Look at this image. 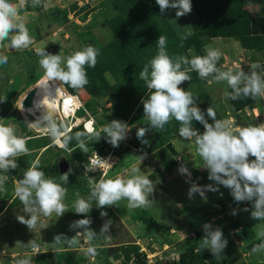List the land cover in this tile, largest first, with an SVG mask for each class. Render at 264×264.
Masks as SVG:
<instances>
[{"label": "rangeland", "instance_id": "374dc122", "mask_svg": "<svg viewBox=\"0 0 264 264\" xmlns=\"http://www.w3.org/2000/svg\"><path fill=\"white\" fill-rule=\"evenodd\" d=\"M12 2L18 4L19 0ZM52 4L54 7L45 11L42 6L33 7L28 0L26 6L20 10L33 40L28 49H12L7 40L1 46L6 53L0 55H6L8 63L0 65V96H7L6 102L0 103V123L5 126L14 125L18 136L31 137L27 140L31 154L17 158V169L8 173L0 172V175L9 177L5 184L6 191L0 192V264H16L19 259L29 257L32 264H264V258H258V255L252 257L251 254V248L261 242L258 236L248 244L243 240L242 228L250 226L254 229V235H257L261 227H264V221L257 223L250 218V211L242 210L245 207L251 210L250 202H242L225 214L215 215V202L225 195L233 199L229 189L220 186L217 192L207 191V199L201 198L199 194H195L192 199L188 198L190 183L186 182L188 178L185 175L178 172L181 164L191 172L192 182L201 186L214 182L208 179V171L202 167L194 141H184L179 137L180 125L175 119L170 120L163 131L149 130L144 137L148 143L142 144L136 138L135 131L139 127H147L149 122L144 114H138L139 110L134 111L125 120L131 129L128 138L121 142L118 148H113L102 136L97 142H88L87 154L76 147L77 142L74 139L70 142L69 149L75 151H66L53 145L48 136L28 127L18 111V105L24 101L28 91L36 86L41 75H44V70L39 65L40 57L36 52L38 48L66 58L92 45L99 49L100 54L96 66L86 67V70L102 73L110 85L118 82L133 90V96L136 95L134 89L137 86L135 76L138 67L131 62L135 57L133 55L127 60L128 56H123L128 54V39L132 40L136 35H123L117 7L112 6L109 0H52ZM61 11L67 12V21H64ZM119 38L127 40L118 41ZM204 41L203 37L197 42L199 44ZM157 53L158 48H155L152 58ZM222 60L225 59L221 57L219 61ZM247 64L246 62V66ZM244 71L248 72L249 68ZM53 82L63 91H68L62 82ZM190 85L193 84L184 82L180 87H191ZM73 94L79 96L82 102L76 116L86 121H94L96 130L99 131L113 119L121 120L112 107L109 94L99 93L95 96L86 89L75 90ZM221 97L220 93H215L212 98L221 100ZM249 102V108L259 105V110H264L263 102L258 103V100L252 98ZM196 103L205 112L209 106L213 107L210 101V105H207L205 100H197ZM213 108L216 111V119L226 120L228 115L224 111L221 113ZM243 113L244 120H251L250 114L246 115L245 111ZM240 115L243 116L242 113ZM206 119L212 123L210 118ZM245 124L258 125L255 122L252 124L251 121ZM193 127L201 133L204 131L199 122L193 121ZM83 130L84 125L75 126L73 134ZM155 135L158 140L152 145ZM136 142L138 148L134 146ZM103 150L105 153H102ZM93 151L102 159L98 160V163H105L103 160H107L111 167L98 169L100 173L97 174H93V171L85 174L84 165L89 163ZM143 153H147V157L139 165L135 156ZM36 161L39 162V169L45 173V178H51L67 188L64 203L68 205V212L61 217H57L55 213L50 217L41 216L40 220L47 228L41 229L38 224L30 231L16 219L17 215H25L28 218V214L23 213V205L15 196V182L22 179L24 171ZM133 165L139 166L142 173L156 184L154 195L150 196L153 200L151 206L129 209L128 202L124 199L116 205L98 209L93 203V208L88 214L92 220L91 229L99 234L102 225L108 220L111 222L110 239L99 237L90 242L97 247L98 255L94 258L84 253L89 242L83 233L78 237L79 244L73 248L63 244L54 246L52 243L55 235L63 233L71 238L77 232L83 231L69 230V225L84 218L82 214L74 212L72 205L78 198L87 199L90 193L89 178L99 181L106 172L105 179H115L117 176L127 179L130 177L124 170ZM69 168L72 173L69 175V183L65 184L59 177ZM233 209L237 211L235 216L231 215ZM101 211H106L107 216L101 217ZM141 216L143 221L140 220ZM205 223H211L214 228L220 227L228 240L227 247L219 257H215L206 249H200ZM31 240L39 245L38 253L27 245ZM56 247H59L60 251H55ZM260 253L264 256V252Z\"/></svg>", "mask_w": 264, "mask_h": 264}, {"label": "clouds", "instance_id": "9594fccd", "mask_svg": "<svg viewBox=\"0 0 264 264\" xmlns=\"http://www.w3.org/2000/svg\"><path fill=\"white\" fill-rule=\"evenodd\" d=\"M28 0H19L13 3L12 0H0V46L7 40L12 49H28L33 40L26 27L25 18L20 14ZM159 6L161 14L168 9H176L177 18L190 14L192 11V0H155ZM33 7L42 6L45 11L54 7L52 0H31ZM193 33L187 31L181 40L187 39ZM167 37L160 35L156 41L158 53L147 64H145L141 78L145 81L148 91L147 98L142 99L143 113L149 124L147 127H139L136 131V138L142 144H147L144 139L149 130L163 131L164 126L172 119L179 122L178 135L183 140L194 141L196 154L201 158L202 167L208 171V179L214 184L198 185L190 180L191 172L181 164L178 172L185 175L190 183L187 196L192 199L195 194L207 199V191L217 192L223 186L230 190L234 202H250L251 210L248 207L243 211H250V218L253 220L264 221V124L255 126L238 127L233 129L232 123L228 120L216 119V111L209 106L206 112L201 110L194 97L189 91L180 87L181 84L191 81L188 74L192 71L198 73L201 80L208 79V83L227 82L231 92H225L224 96L230 100H237L241 97H257L264 99V64L253 62L249 65V71L245 72L238 68L235 72L232 69L221 71L217 68V62L223 55L222 51L211 45L205 46V55L177 56L171 58L166 51ZM182 46V45H181ZM192 49H189L191 52ZM40 57L39 65L44 70V77L37 85L43 90V97L35 103V108L40 110V115L34 122H27L30 129L46 135L51 143L66 151L69 149L70 142L74 139L76 147L83 153H88V142L99 141L103 136L106 142L113 148H118L120 143L128 138L131 131L129 125L122 120L113 119L110 123L103 126L99 131L94 127V121L89 120L84 124L83 131H76L73 134V125L65 119H58L57 96L60 87L56 89L53 98L48 89L49 81H60L62 85H69L72 89L82 91L89 83L86 67L94 68L97 64L99 49L88 45L81 51H76L68 57L60 54H51L45 49H36ZM8 57L0 55V65H6ZM63 65V66H62ZM7 96H0V103L6 102ZM69 103L65 102L62 116H67L70 109ZM23 112V103L20 107ZM29 112H35L29 109ZM212 123L208 122V119ZM193 121L203 125L204 131L201 133L193 127ZM103 133V135H102ZM31 137L18 136L14 125L0 123V172L8 173L19 167L17 158L30 155L27 147V140ZM147 157V153L135 156L141 165ZM254 157V159H249ZM102 160L93 151L89 162L84 165L85 174L99 167L97 161ZM105 167H111L107 160ZM39 162L32 163L23 173V178L15 182V196L19 198L23 205L25 215H17L16 219L32 231L37 227L47 228V225L40 220V217H50L53 213L57 217L63 216L68 212V205L64 203L67 196V188L55 182L51 178H45V173L39 169ZM91 165V166H90ZM130 178L105 179L101 176L99 181L89 178L90 193L85 198H78L72 207L76 214H82L84 218L73 221L69 225V230L83 229L75 236L69 238L60 233L54 236L53 245H67L73 248L79 244L78 237L81 233L86 235L89 246L84 249L86 256L94 258L98 255L97 247L90 242L104 237L110 239L109 234L111 222L106 221L100 228L99 234L91 229L92 220L88 214L93 208V203L98 209H104L116 205L117 202L126 199L129 209L150 207L153 200L150 196L154 195L156 184L148 176L144 175L139 166L133 165L130 169L124 170ZM72 169L60 175V180L65 184L69 183V175ZM9 177L0 175V192L6 191L5 184ZM79 196V194H77ZM237 211L232 210L231 215L235 216ZM101 217L107 216L106 211H101ZM204 236L200 240V249H206L215 257L221 256L228 245L227 238L220 227H213L211 223L203 225ZM260 243L251 248L252 253L264 252V227L257 233ZM34 252L38 253L39 245L31 240L27 244ZM55 251H60L59 247ZM16 264H32L31 257L19 259Z\"/></svg>", "mask_w": 264, "mask_h": 264}, {"label": "trees", "instance_id": "16d2710c", "mask_svg": "<svg viewBox=\"0 0 264 264\" xmlns=\"http://www.w3.org/2000/svg\"><path fill=\"white\" fill-rule=\"evenodd\" d=\"M29 1L31 2V0ZM109 1L111 2L112 6L117 7L116 11L119 12L118 20L122 24L123 35H136V37H134L132 40L128 39V54L123 55L128 56L127 60H129L134 55L136 60V62L134 59L131 60V62L136 67H138L135 76L137 86L134 89L136 95L133 96V90L125 88L118 82L110 85L105 80L102 73L95 72L94 70H86L89 83L84 87V89L90 91L95 96L99 93L109 94L111 96L112 107L122 121L127 120L134 111L139 110V115L144 114L143 104L141 101L142 99L147 98L148 91L145 86V81L139 77V73L142 72L145 64H147L152 59L154 49L157 48L156 41L160 35L167 37L166 51L173 59L181 55L187 56L189 59H191L188 52L191 48L194 51L199 50V52H201L202 43L198 44L195 41V33H198L199 36H202L206 39L214 36H238L242 45L244 46H249L251 38H254L249 37L250 27L249 25L244 24L245 21H243L240 26L237 25L238 22L231 21L232 18L241 17L235 10L229 9L227 0H192L191 13H194L197 16V22L192 26L194 31L193 35L188 36L187 40H181V37H178L176 31L171 26L170 20L176 17V9H168L164 14H161L159 6L156 4L155 0ZM60 13L63 14L64 21H67V12L61 11ZM247 24H249V22H247ZM117 40L126 41L127 38H119ZM188 74L191 76V81H187L185 83H192L193 85H190L191 87L203 85L207 83L208 79H211V77H209L208 79L201 80L198 73L195 71H192ZM66 86L67 90L69 91L66 92L68 93L73 94V92L76 90L72 89L69 85ZM199 100H205L207 105H210V100L208 98L206 99V97H203ZM166 125L164 127H166ZM136 144L138 146V142H136ZM70 147L71 146L69 144V148ZM102 153H105V151L103 150ZM241 203H236L231 197L229 199L227 195H225L213 204L214 213L215 215L225 214L229 211V209H232ZM140 220L143 221L144 218L141 216ZM241 230L244 234V241H250L255 237L250 226H246ZM61 255L62 254H59V256Z\"/></svg>", "mask_w": 264, "mask_h": 264}, {"label": "crops", "instance_id": "0c3cea01", "mask_svg": "<svg viewBox=\"0 0 264 264\" xmlns=\"http://www.w3.org/2000/svg\"><path fill=\"white\" fill-rule=\"evenodd\" d=\"M229 5V9L235 10L241 18H232L231 21L238 22L237 25H241L243 21H245V25H249L250 27V34L249 37L251 38V42H249V46L242 45L240 38L237 36H227V37H220L214 36L210 37L209 39L205 38V41L202 43V52L199 50L189 52V57L192 58L193 56H203L205 55V46L211 45L214 48H218L222 51L223 55L221 56L224 61L217 62V68H220L221 71H227L232 69L234 72L238 70V68H242L243 70L249 68V65L253 62H260L264 64V0H227ZM197 22V16L194 13L187 14L180 18H173L170 20L171 26L176 31L178 37L183 36L187 31H193V24ZM249 22V24H247ZM193 35V34H192ZM196 35V42L203 38L199 36L198 33ZM254 39V40H253ZM198 43V42H197ZM209 43V44H208ZM0 53H6L0 46ZM223 62V63H222ZM246 62L248 63L246 66ZM23 86V85H22ZM186 91H189L193 94L194 97H198L197 100L206 97L210 100L213 107H215L218 112L224 111L225 114L228 115L226 120L232 123L233 129L238 127H247L245 122L251 121L252 124L255 122L256 124H264V110H259V105L251 106L250 97H241L237 100H230L225 98V92H231V88L227 85V82H220L216 83L213 82L212 84L207 83L195 87H185L183 88ZM215 93L221 94V100H213V96ZM248 99V100H247ZM259 102L264 103V99L259 97L256 98ZM253 105V104H252ZM262 106V105H261ZM258 107V108H257ZM263 107V106H262ZM263 109V108H261ZM250 110V111H249ZM252 110V111H251ZM246 115L250 114V119L244 120V112ZM251 112V113H250ZM243 114V116L240 115ZM253 115V116H252ZM243 121L244 124L241 122ZM234 124V125H233ZM254 126V124H253ZM249 159H254V157H249ZM257 223L259 222L256 220ZM253 228V227H252ZM254 230V229H253ZM257 238L255 233V237L247 242L246 244L250 243L252 240L254 241ZM252 257L254 255H258V258L263 256V253H251Z\"/></svg>", "mask_w": 264, "mask_h": 264}, {"label": "bare ground", "instance_id": "6f19581e", "mask_svg": "<svg viewBox=\"0 0 264 264\" xmlns=\"http://www.w3.org/2000/svg\"><path fill=\"white\" fill-rule=\"evenodd\" d=\"M44 75H41V77L39 78V80L36 82V86L33 89H30L24 99L23 103V107H24V111L22 112L20 110V107L22 105V103H20L19 106V113L21 114V116L24 118L25 121L27 122H31V120L27 117V113L31 114L32 116H34L35 118L37 116L40 115V110L35 108V103L40 100L43 95L44 92L42 89H40L39 87H37V85L40 83V81L43 79ZM59 88L55 82L53 81H49L48 82V89L51 92L52 97L54 98L56 95V89ZM71 100V104H68L67 107L70 109L69 113L67 116H62L61 114L63 113L64 107H65V102ZM57 103H58V119L63 118L66 121H70V125L75 126H80V125H84L85 123H87L88 121L84 120L82 117H77L76 113L78 112V110L80 109L81 106V98L75 94H70V93H66L65 91H63L60 88V91L58 93L57 96ZM29 109H33V111L35 112V115H33V112H29ZM109 163V162H108ZM105 163H100V168L101 170L105 169L106 167L104 166ZM103 168V169H102Z\"/></svg>", "mask_w": 264, "mask_h": 264}, {"label": "water", "instance_id": "95a60500", "mask_svg": "<svg viewBox=\"0 0 264 264\" xmlns=\"http://www.w3.org/2000/svg\"><path fill=\"white\" fill-rule=\"evenodd\" d=\"M43 34H44V33H43ZM140 78H141V76H140ZM26 115H27V117L31 120V122H34V121H35L36 118H35L34 116H32V115L29 114V113H27ZM136 131H137V130H136ZM136 131H135V134H136ZM135 134L133 135L134 137H135ZM157 140H158V136L155 135L154 138H153V140H152V142H151V144L154 145V144L156 143ZM135 148H138V147H135Z\"/></svg>", "mask_w": 264, "mask_h": 264}, {"label": "built area", "instance_id": "2783aa9c", "mask_svg": "<svg viewBox=\"0 0 264 264\" xmlns=\"http://www.w3.org/2000/svg\"><path fill=\"white\" fill-rule=\"evenodd\" d=\"M90 163V162H89ZM98 163V162H97ZM98 165H99V167L97 168V169H95V170H93V174L95 173V174H97V173H100L99 171H98V169H101L100 168V163H98ZM91 166V165H90Z\"/></svg>", "mask_w": 264, "mask_h": 264}, {"label": "snow or ice", "instance_id": "6c2138e0", "mask_svg": "<svg viewBox=\"0 0 264 264\" xmlns=\"http://www.w3.org/2000/svg\"><path fill=\"white\" fill-rule=\"evenodd\" d=\"M67 102H68L69 104H71V100H68Z\"/></svg>", "mask_w": 264, "mask_h": 264}, {"label": "flooded vegetation", "instance_id": "af4514ba", "mask_svg": "<svg viewBox=\"0 0 264 264\" xmlns=\"http://www.w3.org/2000/svg\"><path fill=\"white\" fill-rule=\"evenodd\" d=\"M135 147H138L136 144L134 145Z\"/></svg>", "mask_w": 264, "mask_h": 264}]
</instances>
